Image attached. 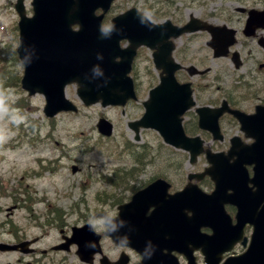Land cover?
Segmentation results:
<instances>
[{"label": "rangeland", "instance_id": "rangeland-1", "mask_svg": "<svg viewBox=\"0 0 264 264\" xmlns=\"http://www.w3.org/2000/svg\"><path fill=\"white\" fill-rule=\"evenodd\" d=\"M15 2L16 0H0V24L5 23L9 28L18 22ZM30 3L31 0L25 1L28 15L31 12ZM131 7L138 8L154 22L165 19L185 22L192 14L214 25L226 24L237 29L240 33L239 41H257L258 39L242 35L246 14H241L237 9L262 10L264 0H120L112 9V14ZM12 35L13 38L8 40L0 28V57L4 58V72L0 71L1 242L14 243L15 233L19 239L24 240L49 231L50 227H47L44 219L55 214L54 208L66 214L65 223L68 227L83 224L85 216L91 215L92 218L101 209L113 210L112 203L115 200L126 201L130 194L128 184L131 177H126L124 185L119 176L139 169L134 165V158L140 154L143 158L139 157L145 163L141 168L148 172L147 176L160 175L163 178L177 179L175 177L178 173L179 179L176 181L180 186L175 185L176 189L186 181L187 175L201 172L208 166L204 156H200L195 165L189 164L185 154L165 146L152 132H143L139 142L133 141L126 124L139 117L140 109H127L122 115L118 108H103L100 104L83 106L74 85L67 87L68 97L80 107V112L61 113L55 118H46L43 113L44 97L39 94L29 97L16 85L23 66L14 57L18 45L14 28ZM258 35L264 37V30L259 31ZM187 37L182 41H190L191 53L199 54L204 60V67L210 69L209 76L213 77L218 73L222 75L225 86H231L233 69L227 60H213L209 56V50L205 46L209 35L197 33ZM259 51L262 55L257 58V64L264 61V51L260 47ZM200 57L193 58L192 62H199ZM150 65L147 50L137 63L138 82H141L143 96L154 80L152 71L148 69ZM253 67L256 75L264 74V70L256 69L255 64ZM135 106L134 104L132 107ZM101 117L109 119L115 126L111 138H103L97 132L96 123ZM224 125L223 142L212 141L209 134L204 137L206 146L214 152L227 151L229 139L239 131L238 126ZM126 142L133 146L132 150L123 149ZM146 144L148 149L134 150L135 147H145ZM72 167H77L76 173L72 172ZM176 168L181 170L178 172ZM50 170H56V173L52 174ZM111 175L115 181L110 179ZM200 187L205 192L213 189L207 180ZM37 217L39 224H45L43 231L36 222ZM56 236L57 232L52 231L50 237L43 240L45 244L48 243L47 240L52 244ZM242 251L237 248L235 253ZM18 257V253H4L0 255V264L15 263ZM55 257L54 260H64V264L77 262L73 252ZM45 262L47 263L46 260Z\"/></svg>", "mask_w": 264, "mask_h": 264}, {"label": "water", "instance_id": "water-1", "mask_svg": "<svg viewBox=\"0 0 264 264\" xmlns=\"http://www.w3.org/2000/svg\"><path fill=\"white\" fill-rule=\"evenodd\" d=\"M22 1L18 0L16 8L22 18L20 22L21 46L19 52L25 55L28 51V46L36 44L37 37L32 34V24L36 22L40 13L39 6L44 5V3L43 0H34L35 16L33 19H25ZM89 1L92 0H79V6L76 8L75 14V11L72 12L70 6L73 4V0H47V20L51 22L50 26H54L46 30L48 41H77L75 44H72L74 46L73 50H62L59 52L50 43L46 42V45L36 55V61L29 59L26 63L22 87L28 90L30 95H34L36 92L46 95L47 105L45 113L47 116H53L60 110L74 108L64 98L63 93L65 84L73 81L79 84V95L86 104H92L98 100H102L103 104L116 102V98L122 92L119 84L124 78L122 76L112 77L99 73L101 70L106 69L103 61L107 55L105 46L110 39H116L115 41H117L121 38H129L130 41H155L157 38L168 36L164 34L165 25L154 26L144 22L138 29L125 27L123 23L126 22V15L120 16L113 21V29L102 33L99 29L100 18L92 16L90 14L91 9L84 10L82 8V4ZM109 1L97 0L96 3L97 5L105 6ZM85 6L87 7V5ZM72 14H74V19H70ZM82 14H84L83 17ZM75 21H78L81 25L80 31L76 33L72 32L69 28ZM61 22L66 23V29L56 26ZM118 25L122 27H117ZM257 29H264V10L249 11L243 33L247 37L254 36ZM197 30L209 31L211 34V46L215 48L219 46V41H236L235 30L229 29L226 26L212 27L200 23L193 18L186 27L177 29L174 36L177 37L183 32H194ZM162 40L159 39V41ZM260 41H264V39L261 38ZM115 45L117 47V43ZM226 47L227 44L222 49ZM221 54L223 53H216L215 56H220ZM61 62L69 63L70 67H62ZM112 67L119 69L121 66L112 63ZM110 81L116 84V88H109ZM99 128L105 134H110L111 132L109 124L103 120L100 121ZM215 159H217L216 156L209 157L211 162ZM3 247L7 250L17 248L16 246ZM238 264H251L250 258L245 263L239 261Z\"/></svg>", "mask_w": 264, "mask_h": 264}, {"label": "flooded vegetation", "instance_id": "flooded-vegetation-1", "mask_svg": "<svg viewBox=\"0 0 264 264\" xmlns=\"http://www.w3.org/2000/svg\"><path fill=\"white\" fill-rule=\"evenodd\" d=\"M190 41H186L185 43H176L174 46V50L172 53L173 59L180 65V68L175 72V78L179 83H187L189 82L192 87V95L194 100V106L187 109L182 115V126L183 129L188 136L200 135L204 136V133L197 132L196 129L199 122L198 109L204 107H210L212 110H216L222 107L223 102H226L227 106L230 110L242 112L244 114L250 115L255 111V108L264 106V78L260 79L259 77L254 78L253 71L251 65L254 66V63L257 62V58H259L262 54L259 51V41H235L234 45L230 49V53L227 57L217 58V60H227L229 65L233 69L235 73H238V77L241 80L246 79L247 82L243 83L241 86L237 85L236 87H230L227 89L225 86V82L223 81L222 75L215 73L213 77H210V69H206V72L203 74H195L191 75L194 69L188 70L189 67L195 66L197 69H202L204 67V60L201 59L199 54L191 53L190 51ZM264 50V49H263ZM233 53L237 54L240 61V67H236L232 61ZM200 57L199 62L193 63L192 60L195 57ZM213 56V55H212ZM213 58V57H212ZM262 65L264 68V61L258 64V67ZM154 78H156V83L159 82V79L162 74V70L157 68L152 64ZM201 71V70H200ZM148 92V91H147ZM147 95L143 97V102L146 100ZM143 102H142V111H143ZM221 124L225 127L224 124H229L231 127H239V119L234 117L232 113L226 112L221 118ZM129 131V130H128ZM145 131V130H142ZM200 131V130H199ZM141 134V133H139ZM239 135V131L237 133ZM136 136L135 133L131 132L130 137L134 139ZM179 172L181 169L176 168ZM147 173L144 169L140 171H135L130 174V181L136 182V188H144L151 182L155 181L159 178V175L147 176ZM188 176L186 181L183 182L186 184L188 181ZM179 179L178 173L175 177ZM177 179L166 178L168 183L170 184V192L172 188L175 189V185L177 184ZM184 184V185H185ZM211 186V184L208 182ZM183 185V186H184ZM180 186V185H179ZM182 186V187H183ZM228 193H231L229 191ZM227 204V203H226ZM227 213L234 217L237 212L238 206L233 204H227L225 206ZM115 215V214H112ZM72 225L71 227H73ZM70 227V228H71ZM95 229L101 235L100 238V248L104 255L109 259V264H114L118 262L121 258H124V255L127 256L126 264H141L143 256L138 254V251L134 250L129 246H117L113 243V240L109 236H105L106 226L102 222V226L98 223L94 224ZM43 231V230H41ZM52 231L57 232L56 240L52 242L51 245L47 244L48 249L40 250L37 248L38 243L42 238H47L51 235ZM202 233L210 234L211 231L209 229H203ZM163 235V238L157 239L155 244L147 241L142 248L147 249L144 252L150 253L153 249L162 250L163 253H168L169 255L174 256L178 260V264H188L187 257L183 250H177L176 247L172 244L171 236L175 235V233L170 231H164L160 233ZM71 236V231L67 224L62 223L61 226H52L49 228V231H46L41 236L37 237V241L34 244V252L30 254L31 259L33 260L27 264H39V261L35 258H39L41 264H54L55 260L53 259L54 255L59 252L63 253H71L76 250V246L71 244L67 247L66 250H56L53 252V248L55 246H60L67 243L68 239ZM36 245V248H35ZM188 248H191L188 246ZM50 249V250H49ZM39 253V254H38ZM38 254V255H37ZM35 256V258H34ZM75 264H85L78 260ZM99 255H96L93 259L92 264H101ZM191 262L193 264H206L204 257L202 256L200 250H194L190 253ZM45 259L47 263L45 262ZM63 262V261H62ZM170 264V263H169Z\"/></svg>", "mask_w": 264, "mask_h": 264}, {"label": "clouds", "instance_id": "clouds-1", "mask_svg": "<svg viewBox=\"0 0 264 264\" xmlns=\"http://www.w3.org/2000/svg\"><path fill=\"white\" fill-rule=\"evenodd\" d=\"M108 27H110V25H108ZM98 224H100L102 226V222H97Z\"/></svg>", "mask_w": 264, "mask_h": 264}, {"label": "bare ground", "instance_id": "bare-ground-1", "mask_svg": "<svg viewBox=\"0 0 264 264\" xmlns=\"http://www.w3.org/2000/svg\"><path fill=\"white\" fill-rule=\"evenodd\" d=\"M84 16V14H82V17Z\"/></svg>", "mask_w": 264, "mask_h": 264}]
</instances>
